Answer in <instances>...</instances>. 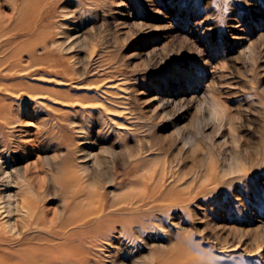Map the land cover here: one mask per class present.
<instances>
[{"label": "rangeland", "instance_id": "rangeland-1", "mask_svg": "<svg viewBox=\"0 0 264 264\" xmlns=\"http://www.w3.org/2000/svg\"><path fill=\"white\" fill-rule=\"evenodd\" d=\"M39 19L57 73L39 103L7 96L0 164L59 212L70 175L102 194L116 229L76 235L86 264H264V0H53Z\"/></svg>", "mask_w": 264, "mask_h": 264}, {"label": "bare ground", "instance_id": "bare-ground-1", "mask_svg": "<svg viewBox=\"0 0 264 264\" xmlns=\"http://www.w3.org/2000/svg\"><path fill=\"white\" fill-rule=\"evenodd\" d=\"M74 1L79 3L80 0ZM7 2L10 3L12 11H16L17 16H0V108L6 104L7 96L10 94L14 101L30 100L39 103L37 101L41 94L36 92L38 87L35 83L43 81V83H49L47 79L39 78L40 73L51 75L50 77L57 73L56 59L48 57L47 47L43 41L35 37L38 33L41 9L44 5L53 3V0H24L20 7H18V0H7ZM39 46L43 50L40 55L37 52ZM6 81H10L11 84H4ZM60 83L64 85V82ZM116 86L115 84L107 85L110 90L101 92L112 97L111 95L117 93L113 92ZM106 109L111 111L109 108ZM0 118L3 121L6 120L3 115ZM4 123L6 125L9 122ZM77 148L79 145H76ZM72 152L70 151L68 155ZM0 160H3L2 156ZM119 164L115 161V167ZM163 168L162 178L164 179L169 168ZM169 176L173 184L168 193L173 194L172 196L185 194L173 187L179 178L177 179L173 174ZM12 184L22 186L20 189L26 187L29 191L28 194L20 193L19 202H15V194L11 191ZM157 191L159 196L164 194L159 188ZM47 197L48 190L42 191L39 188L34 191L27 182L26 176L5 170L3 164H0V264H86L84 249L78 244L81 238H75L76 235L83 229L90 228L96 234L95 236L102 235L105 237L104 240H109V234L103 232L106 224L109 227V233L114 234L116 221L106 222L104 219L115 214V210L107 211L102 194L91 185L82 182L77 173L70 175L63 183L60 212L57 208L47 207ZM184 197L189 199L191 195L187 194ZM129 200L132 199L127 195L120 196L118 203L124 201L123 203L127 204L120 206L119 209L130 211L132 203ZM14 211H20L23 215L14 220L10 217ZM126 223L131 224V221ZM118 233V243L121 238L130 237L127 225L123 222ZM262 245L259 244L258 249ZM227 249L233 251L236 248Z\"/></svg>", "mask_w": 264, "mask_h": 264}]
</instances>
